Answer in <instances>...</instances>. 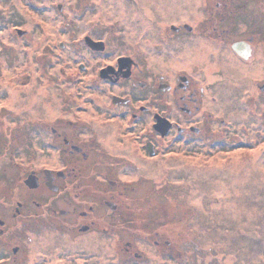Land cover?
Returning <instances> with one entry per match:
<instances>
[{
    "label": "rangeland",
    "instance_id": "rangeland-1",
    "mask_svg": "<svg viewBox=\"0 0 264 264\" xmlns=\"http://www.w3.org/2000/svg\"><path fill=\"white\" fill-rule=\"evenodd\" d=\"M222 8L237 21L235 32L230 21L219 25L230 28L229 39L254 36L253 63H237L229 45L212 39L222 48L210 45L196 32L173 34ZM86 36L102 41L110 58H138L151 86L143 99L153 98L156 80L188 70L193 61L199 64L192 65L195 78L215 83L204 101L223 115L220 144L204 151L180 146L155 157L125 151L126 169L118 172L127 182L139 181L132 208L145 219L160 216L161 233L174 231L179 255L169 264H264V0H0V195H52L23 181L32 169L69 165L52 127L92 152L119 155L110 130L80 122L101 121L93 114L109 103L90 93L75 97L89 84L76 82L91 78L77 76L79 59L91 70L104 58L86 50ZM210 94L221 96L216 106ZM147 256L170 255L153 247Z\"/></svg>",
    "mask_w": 264,
    "mask_h": 264
},
{
    "label": "flooded vegetation",
    "instance_id": "flooded-vegetation-1",
    "mask_svg": "<svg viewBox=\"0 0 264 264\" xmlns=\"http://www.w3.org/2000/svg\"><path fill=\"white\" fill-rule=\"evenodd\" d=\"M225 14L222 8L195 27L185 24L173 28V34L196 32V39L208 44L212 42L220 48L219 44L229 45L237 63H253L254 36L239 39L237 35L238 40L229 39L230 28L220 30L219 25L230 21L235 32L237 21ZM250 27L251 24L245 25L244 33ZM83 43L86 50L104 58L91 70L84 59H79L77 76L88 74L91 78L76 82L81 86L89 84L85 90L79 88L75 97L90 93L98 96L95 99H106L109 103L96 106L105 109L93 114L101 121L80 122L86 126L95 122L96 128L110 130L119 141L116 150L119 155L112 158V154L104 151L92 152L86 142L57 127L50 128L62 141L64 148L60 153L70 157L69 165L56 170L32 169L27 179H23L29 185L26 187L34 191L45 188L52 195H0V264H169L172 257L179 255L172 240L174 231L168 235L161 233L160 216L145 219L139 208H132L135 199L131 195L140 190L139 181L127 182L118 172L124 174L126 169L125 151H130L132 158H141L143 152L155 157L163 150L180 146L188 151H204L220 144L223 115L216 108H208L204 101L215 83L206 85V81L196 79L192 65L199 64L186 59L191 68L159 78L153 87V98L143 99L141 94L151 90V86L136 56L110 58L102 41L86 36ZM102 61L107 63L101 65ZM102 86L107 88L101 90ZM259 89L264 93V88ZM210 96L216 106L221 96ZM68 124L76 125L72 121ZM153 247L158 251L168 249L170 256H163L162 260L151 256L149 260L147 251Z\"/></svg>",
    "mask_w": 264,
    "mask_h": 264
},
{
    "label": "trees",
    "instance_id": "trees-1",
    "mask_svg": "<svg viewBox=\"0 0 264 264\" xmlns=\"http://www.w3.org/2000/svg\"><path fill=\"white\" fill-rule=\"evenodd\" d=\"M252 148H254V149L256 150V147H255V146H254V147H252ZM255 150H254V151H255Z\"/></svg>",
    "mask_w": 264,
    "mask_h": 264
},
{
    "label": "water",
    "instance_id": "water-1",
    "mask_svg": "<svg viewBox=\"0 0 264 264\" xmlns=\"http://www.w3.org/2000/svg\"><path fill=\"white\" fill-rule=\"evenodd\" d=\"M92 42V40H90ZM93 43V42H92Z\"/></svg>",
    "mask_w": 264,
    "mask_h": 264
},
{
    "label": "bare ground",
    "instance_id": "bare-ground-1",
    "mask_svg": "<svg viewBox=\"0 0 264 264\" xmlns=\"http://www.w3.org/2000/svg\"><path fill=\"white\" fill-rule=\"evenodd\" d=\"M216 55H217V53H216ZM218 57V56H217Z\"/></svg>",
    "mask_w": 264,
    "mask_h": 264
}]
</instances>
